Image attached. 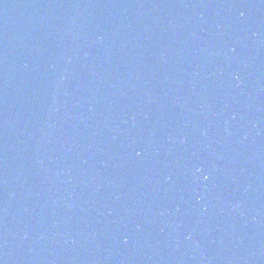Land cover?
<instances>
[{"label":"water","instance_id":"1","mask_svg":"<svg viewBox=\"0 0 264 264\" xmlns=\"http://www.w3.org/2000/svg\"><path fill=\"white\" fill-rule=\"evenodd\" d=\"M0 264H264V0H0Z\"/></svg>","mask_w":264,"mask_h":264}]
</instances>
